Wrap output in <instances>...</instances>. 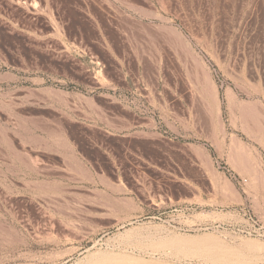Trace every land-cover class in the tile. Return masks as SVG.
<instances>
[{
	"label": "rangeland",
	"instance_id": "rangeland-1",
	"mask_svg": "<svg viewBox=\"0 0 264 264\" xmlns=\"http://www.w3.org/2000/svg\"><path fill=\"white\" fill-rule=\"evenodd\" d=\"M0 264H264V0H0Z\"/></svg>",
	"mask_w": 264,
	"mask_h": 264
},
{
	"label": "bare ground",
	"instance_id": "bare-ground-1",
	"mask_svg": "<svg viewBox=\"0 0 264 264\" xmlns=\"http://www.w3.org/2000/svg\"><path fill=\"white\" fill-rule=\"evenodd\" d=\"M205 242H206V240L203 239V240H201L199 243L203 245V243H205ZM206 251H207V249H206ZM207 252H208V251H207Z\"/></svg>",
	"mask_w": 264,
	"mask_h": 264
}]
</instances>
